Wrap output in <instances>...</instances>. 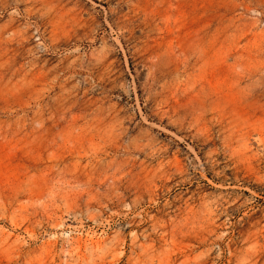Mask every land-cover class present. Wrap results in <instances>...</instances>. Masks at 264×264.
I'll return each instance as SVG.
<instances>
[{
  "label": "rangeland",
  "instance_id": "obj_1",
  "mask_svg": "<svg viewBox=\"0 0 264 264\" xmlns=\"http://www.w3.org/2000/svg\"><path fill=\"white\" fill-rule=\"evenodd\" d=\"M0 264H264V0H0Z\"/></svg>",
  "mask_w": 264,
  "mask_h": 264
}]
</instances>
